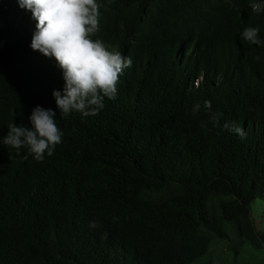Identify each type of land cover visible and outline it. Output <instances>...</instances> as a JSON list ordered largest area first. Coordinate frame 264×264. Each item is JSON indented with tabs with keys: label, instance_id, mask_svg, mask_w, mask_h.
<instances>
[{
	"label": "trees",
	"instance_id": "1",
	"mask_svg": "<svg viewBox=\"0 0 264 264\" xmlns=\"http://www.w3.org/2000/svg\"><path fill=\"white\" fill-rule=\"evenodd\" d=\"M97 2L92 38L132 66L98 115L61 117L63 74L31 49V12L0 0V140L12 123L30 128L37 106L63 133L42 162L0 143V264H194L215 240L233 260L260 250L249 205L264 202V46L241 33L264 40V12L253 0ZM206 100L219 126L201 127Z\"/></svg>",
	"mask_w": 264,
	"mask_h": 264
},
{
	"label": "clouds",
	"instance_id": "2",
	"mask_svg": "<svg viewBox=\"0 0 264 264\" xmlns=\"http://www.w3.org/2000/svg\"><path fill=\"white\" fill-rule=\"evenodd\" d=\"M19 7L30 11L36 22L30 47L44 57L54 59L64 80L63 91H53L59 115L65 117L72 112L83 117H94L104 108L105 99L113 100L117 85L125 69L132 66L131 57L92 37L99 31L100 8L97 0H17ZM255 14L264 12V0H253L250 4ZM258 27H245L241 39L253 45L264 46L258 36ZM259 59V57H257ZM210 120L201 122V127L211 123L219 126L222 113L211 111V102L204 101ZM201 105L196 103L192 114L196 115ZM31 127L10 124L7 135L0 143L17 150L27 149L36 161L42 162L45 155L52 156L62 142L63 133L56 123V112L34 108L28 117ZM223 129L234 132L241 138L244 129L225 121ZM27 159V156H25ZM100 222L93 220L89 227L95 229Z\"/></svg>",
	"mask_w": 264,
	"mask_h": 264
},
{
	"label": "rangeland",
	"instance_id": "3",
	"mask_svg": "<svg viewBox=\"0 0 264 264\" xmlns=\"http://www.w3.org/2000/svg\"><path fill=\"white\" fill-rule=\"evenodd\" d=\"M249 214L254 229L263 237L260 250H253L244 244L242 252L233 260L230 255L225 253V246L222 245V241L215 240L210 244L205 255L194 264H207L208 262L212 264L216 262L222 264H264V202L259 199L253 200L249 205ZM215 243L216 245L213 246ZM209 251L212 257L209 256Z\"/></svg>",
	"mask_w": 264,
	"mask_h": 264
}]
</instances>
